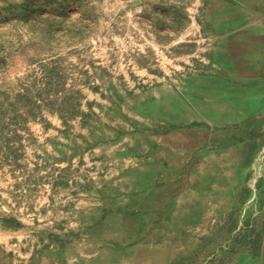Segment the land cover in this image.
Returning <instances> with one entry per match:
<instances>
[{
  "label": "rangeland",
  "instance_id": "1",
  "mask_svg": "<svg viewBox=\"0 0 264 264\" xmlns=\"http://www.w3.org/2000/svg\"><path fill=\"white\" fill-rule=\"evenodd\" d=\"M14 97L0 264L260 258L264 0H0V112ZM207 102L217 116L191 129V165L153 161H178L169 131L195 127L192 107Z\"/></svg>",
  "mask_w": 264,
  "mask_h": 264
},
{
  "label": "crops",
  "instance_id": "2",
  "mask_svg": "<svg viewBox=\"0 0 264 264\" xmlns=\"http://www.w3.org/2000/svg\"><path fill=\"white\" fill-rule=\"evenodd\" d=\"M204 107H201L200 105H198L197 103H195V105H193V109H192V114L195 117L194 119V123H195V127L192 126H183V127H176L175 129H172L170 132H179L181 133V136H179V139L166 144V148L168 150H171L173 154V157H177L178 161L176 159L174 160H169L167 161V163L165 161H163L160 158H157L156 156H152V160L153 161H158L161 162L166 165H170L171 167L176 168L175 170H177V168L179 169V167L182 169L185 167V165L188 163H190L191 165V156L194 157V153L193 150L196 146V148L199 145V138L198 136H194V137H190L188 136L190 133V131L192 132L193 130H191L192 128H197V124L198 121L200 120L201 117L203 116H207V117H212L213 119L216 118L217 115H215V109H216V105L211 103V102H207L204 104ZM186 113V112H184ZM220 113V111H219ZM180 117V116H179ZM183 121H189L187 118V115H183ZM193 120V119H192ZM194 132V131H193ZM168 133V132H167ZM162 146V145H160ZM238 150H236V148H231V149H227V151L225 153H223V157L225 160V157L228 156L229 153H231L232 155L237 154ZM209 153L204 154V160L202 162V164H197V168H195V170H193L194 173V177H195V183H200L201 181H206L208 179V176L211 172L210 169L206 168L205 166L203 167V165H205L207 163V161H209V158L207 159L206 156H208ZM213 155V154H212ZM206 158V159H205ZM152 161V162H153ZM198 163V162H197ZM166 183V182H164Z\"/></svg>",
  "mask_w": 264,
  "mask_h": 264
},
{
  "label": "trees",
  "instance_id": "3",
  "mask_svg": "<svg viewBox=\"0 0 264 264\" xmlns=\"http://www.w3.org/2000/svg\"><path fill=\"white\" fill-rule=\"evenodd\" d=\"M18 100H16V97H14L13 100L10 99H6V106L5 109L6 111L0 112V120H2V122L0 123V129L1 128H5L3 125V120L4 123L6 122V124L10 125L13 124L15 126L18 125V119L23 118V114L17 113V111H15V109H7L8 106H12V105H17ZM7 129H9L8 127H6ZM1 131V130H0ZM9 131H11L12 133H16V131L14 129H9Z\"/></svg>",
  "mask_w": 264,
  "mask_h": 264
},
{
  "label": "bare ground",
  "instance_id": "4",
  "mask_svg": "<svg viewBox=\"0 0 264 264\" xmlns=\"http://www.w3.org/2000/svg\"><path fill=\"white\" fill-rule=\"evenodd\" d=\"M223 22V21H222ZM222 25V24H221ZM245 25V24H244ZM247 48H244L242 51H240L241 50V48H239V47H233L232 49H231V51H232V54H233V56H234V58L236 57V56H240L241 55V53L244 51V50H246ZM225 56V55H224ZM241 57V56H240ZM224 58V57H223ZM225 59V58H224ZM233 158V155L231 154V153H229L228 154V156L227 157H225V160L227 161V163L228 162H230L231 161V159ZM232 169H233V167H232ZM212 180V179H211ZM203 183V182H202ZM204 187V186H203ZM186 205V204H185ZM194 211V210H193ZM176 212V211H175ZM181 212V211H180ZM176 215H178V214H176ZM184 216V215H183ZM182 217V216H181ZM188 218V217H187ZM264 240V239H263ZM263 245V247H262V251H261V256H260V258L259 259H257V260H254V261H247V262H244L242 259H240L239 258V260H237L234 264H264V243L262 244ZM259 253V252H258ZM254 257V256H253ZM250 259V258H249Z\"/></svg>",
  "mask_w": 264,
  "mask_h": 264
}]
</instances>
